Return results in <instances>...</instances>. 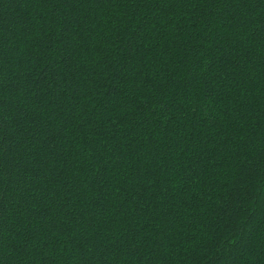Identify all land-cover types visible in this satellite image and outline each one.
Listing matches in <instances>:
<instances>
[{"label":"trees","instance_id":"obj_1","mask_svg":"<svg viewBox=\"0 0 264 264\" xmlns=\"http://www.w3.org/2000/svg\"><path fill=\"white\" fill-rule=\"evenodd\" d=\"M0 264H264V0H0Z\"/></svg>","mask_w":264,"mask_h":264}]
</instances>
